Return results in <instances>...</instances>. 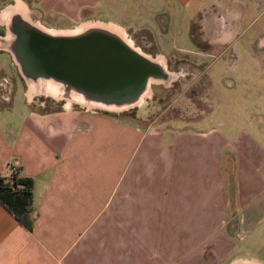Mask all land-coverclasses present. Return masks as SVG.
Segmentation results:
<instances>
[{
	"label": "crops",
	"instance_id": "crops-1",
	"mask_svg": "<svg viewBox=\"0 0 264 264\" xmlns=\"http://www.w3.org/2000/svg\"><path fill=\"white\" fill-rule=\"evenodd\" d=\"M18 4L0 10V61L15 60L6 42L10 15L24 16ZM37 7L68 22L83 12L112 24L134 43L156 46L150 54L134 45L150 59L264 58V0H38ZM32 81L24 105L0 106V174L16 163L33 181L31 227L0 202V264H264L261 103L220 127L152 128L66 101L60 111L42 110L46 98L26 94H54ZM13 110L19 114L9 116Z\"/></svg>",
	"mask_w": 264,
	"mask_h": 264
},
{
	"label": "rangeland",
	"instance_id": "rangeland-1",
	"mask_svg": "<svg viewBox=\"0 0 264 264\" xmlns=\"http://www.w3.org/2000/svg\"><path fill=\"white\" fill-rule=\"evenodd\" d=\"M14 3H19L26 8L25 13L33 23H40L56 33L71 32L85 27L89 21H97L83 12L72 22L59 17L54 18L52 14L55 15V13L47 11H42L40 14L37 7L38 0H0V10L7 4L13 7ZM125 36L133 47L140 45L139 49L145 53L154 54L153 50L157 48L145 41L134 43V37ZM230 51L234 53V48ZM175 55L173 57L152 56L155 57L152 58L153 60L163 65L166 63L164 77L149 78L150 80L146 82L145 94H140L131 102L121 104L117 109L85 105L74 96L73 99L70 96L63 98L60 94L52 96L39 92L30 94V92L26 94V97L46 98L43 104H39L42 110L60 111L66 101V106L70 109H96L142 125L150 124L152 128L165 125L220 127V122H222L221 125H226L231 116L242 119L245 116L244 111L253 109L250 105L260 103L264 113V58H260L258 53L252 58L243 60L236 59L234 55L220 58L201 57L200 54L196 57L189 54L182 56L178 52H175ZM17 66L16 61L8 56L0 61V106L7 104L11 99L13 104L24 105L23 88L27 89L31 86L28 79L22 75L27 84L24 82ZM233 82L236 83V90L230 86ZM243 82L249 83L248 88L244 89L246 91L239 90L243 89ZM16 114L19 113L13 110L9 116H16ZM256 115L257 112L254 111L252 116ZM231 124L234 126L233 122Z\"/></svg>",
	"mask_w": 264,
	"mask_h": 264
},
{
	"label": "water",
	"instance_id": "water-1",
	"mask_svg": "<svg viewBox=\"0 0 264 264\" xmlns=\"http://www.w3.org/2000/svg\"><path fill=\"white\" fill-rule=\"evenodd\" d=\"M6 42L21 73L33 81L52 79L62 95L124 104L136 99L149 78L164 77L161 63L142 55L120 36L101 27L52 33L12 13Z\"/></svg>",
	"mask_w": 264,
	"mask_h": 264
},
{
	"label": "trees",
	"instance_id": "trees-1",
	"mask_svg": "<svg viewBox=\"0 0 264 264\" xmlns=\"http://www.w3.org/2000/svg\"><path fill=\"white\" fill-rule=\"evenodd\" d=\"M32 186L31 177L6 176L0 174V202L25 226H32Z\"/></svg>",
	"mask_w": 264,
	"mask_h": 264
},
{
	"label": "bare ground",
	"instance_id": "bare-ground-1",
	"mask_svg": "<svg viewBox=\"0 0 264 264\" xmlns=\"http://www.w3.org/2000/svg\"><path fill=\"white\" fill-rule=\"evenodd\" d=\"M18 5L20 7H22V12H23L24 17L28 18L27 15H26V13H25V9L26 8L23 5H20V4H18ZM34 24H36L37 26L41 27L44 30L50 31L52 33H56V31L51 30V28H45V27H43L40 23H35L34 22ZM91 27H101L102 29H106V30H108L110 32H113V33L117 34L118 36H120L121 38H123L128 45H130L131 47H133V45L131 44V42L124 36L123 32L118 27H115L112 24L104 23V22H100V21H89V23H86V26L83 27V28H81V29H77V30H74V31H71V32H57V33H60V34H62V33H65V34H74V33H79L81 31L86 30V29L91 28ZM133 48L136 49V50H138L136 47H133ZM148 80H150V79H148ZM32 83H34L37 86L42 85V84L48 86L46 89L49 92L51 91L52 94H54V95H59L60 93H63L61 91V84H59L58 82H56V81H54L52 79L38 78L37 80L32 81ZM146 92H147V87L144 89V91L141 94H145ZM68 95L72 99L74 97H76V99L81 100V102H83L85 105H89V106H101V107H106V108H109V109H117V108H119L121 106V105L113 104V103L107 104V103H103V102L87 100L86 98L81 97L80 95H78L75 92H70Z\"/></svg>",
	"mask_w": 264,
	"mask_h": 264
},
{
	"label": "built area",
	"instance_id": "built-area-1",
	"mask_svg": "<svg viewBox=\"0 0 264 264\" xmlns=\"http://www.w3.org/2000/svg\"><path fill=\"white\" fill-rule=\"evenodd\" d=\"M18 174H20L18 165L16 163H11V162L7 163L4 175L14 176Z\"/></svg>",
	"mask_w": 264,
	"mask_h": 264
}]
</instances>
